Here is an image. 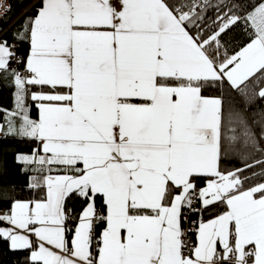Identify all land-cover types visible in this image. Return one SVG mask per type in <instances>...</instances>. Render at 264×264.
Wrapping results in <instances>:
<instances>
[{"label":"snow or ice","instance_id":"1","mask_svg":"<svg viewBox=\"0 0 264 264\" xmlns=\"http://www.w3.org/2000/svg\"><path fill=\"white\" fill-rule=\"evenodd\" d=\"M0 12L13 264H264V0Z\"/></svg>","mask_w":264,"mask_h":264},{"label":"trees","instance_id":"2","mask_svg":"<svg viewBox=\"0 0 264 264\" xmlns=\"http://www.w3.org/2000/svg\"><path fill=\"white\" fill-rule=\"evenodd\" d=\"M34 0H9V3L12 6V13L11 18L7 21V23L3 24V28L5 30H8L12 25L16 24L25 14L29 13L30 9L32 8ZM6 88H0V97H2L6 91ZM34 114V113H33ZM10 145V146H9ZM5 148H7V154L5 156V159L8 161V165L10 170L15 174L16 172V166L12 163V151L19 150L23 152L30 151V146L23 143H17L15 141H9L6 142L4 145ZM257 172L260 170L257 168ZM29 175H32L30 173ZM22 182H25V177L23 174H20V177ZM74 206L79 208V201L73 202ZM17 259L15 255L8 251H3V246L0 245V264H13V262Z\"/></svg>","mask_w":264,"mask_h":264},{"label":"crops","instance_id":"3","mask_svg":"<svg viewBox=\"0 0 264 264\" xmlns=\"http://www.w3.org/2000/svg\"><path fill=\"white\" fill-rule=\"evenodd\" d=\"M116 2H118V0H116ZM12 91H14L13 88L6 89L4 95L0 97V106L5 108H10L12 106Z\"/></svg>","mask_w":264,"mask_h":264},{"label":"built area","instance_id":"4","mask_svg":"<svg viewBox=\"0 0 264 264\" xmlns=\"http://www.w3.org/2000/svg\"><path fill=\"white\" fill-rule=\"evenodd\" d=\"M7 3H9V0H7ZM34 3V2H33ZM10 4V3H9ZM0 15H2V12H0Z\"/></svg>","mask_w":264,"mask_h":264}]
</instances>
